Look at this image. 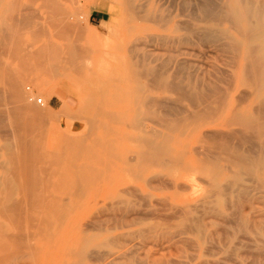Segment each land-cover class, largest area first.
Here are the masks:
<instances>
[{
  "label": "rangeland",
  "instance_id": "1",
  "mask_svg": "<svg viewBox=\"0 0 264 264\" xmlns=\"http://www.w3.org/2000/svg\"><path fill=\"white\" fill-rule=\"evenodd\" d=\"M13 1L0 76L25 102L1 85L0 264H264V80L234 0Z\"/></svg>",
  "mask_w": 264,
  "mask_h": 264
},
{
  "label": "bare ground",
  "instance_id": "2",
  "mask_svg": "<svg viewBox=\"0 0 264 264\" xmlns=\"http://www.w3.org/2000/svg\"><path fill=\"white\" fill-rule=\"evenodd\" d=\"M15 1V0H14ZM13 1V4L15 3ZM31 1V0H30ZM49 1H51V0H49ZM74 1H76V0H74ZM131 1V0H130ZM27 2H28V0H27ZM35 2H36V0H35ZM125 2H127V1H125ZM32 3V2H31ZM31 3H29V4H31ZM34 3V2H33ZM32 3V4H33ZM129 4V3H128ZM4 5V4H3ZM52 5V4H51ZM53 6H56V5H53ZM130 6V5H129ZM28 7V6H27ZM26 7V8H27ZM52 7V6H51ZM57 7H58V4H57ZM49 8V7H48ZM131 8H133V7H131ZM135 8H136V5H135ZM52 9H54V7L52 8ZM55 10V9H54ZM58 10H59V8H58ZM61 10V9H60ZM129 10V9H128ZM211 10H212V8H211ZM221 10H223V8L221 9ZM135 11V10H134ZM204 11H206V9L204 10ZM213 11V10H212ZM56 12H57V10H56ZM140 12H142V11H140ZM207 12V11H206ZM206 12H205V14H206ZM214 12V11H213ZM223 12V16L225 17V18H228L229 20H231V24H233L232 26H233V28L234 29H236L237 31H238V33L240 32L241 34H242V36L244 37V38H247V51H245V53H246V55H244V56H246V58H248L247 60L245 59V63H247V65L245 66L246 68V72H247V74L251 77V76H254V77H256V81L257 82H259L260 80L262 81V80H264V7L263 6H259V5H257V4H255V3H253V2H250L249 0H234V3H233V5H226L225 6V9L223 10V11H221V13ZM31 13V12H30ZM60 13H61V11H60ZM59 13V14H60ZM208 13V12H207ZM54 14H55V12H54ZM62 14H63V12H62ZM208 15H209V13H208ZM214 15H217L218 16V11L216 12V13H214ZM146 16V15H145ZM213 16V15H212ZM215 17V16H214ZM152 18V17H151ZM29 19V18H28ZM25 20V19H24ZM154 20V19H153ZM157 20V19H156ZM10 21H12V20H10ZM17 21V20H16ZM55 22H56V20H55ZM154 22V21H153ZM19 22H17V24H18ZM20 23H21V20H20ZM65 23H66V21H65ZM64 23V24H65ZM194 23H196V22H194ZM23 25H24V23H23ZM22 25V26H23ZM59 25V24H58ZM58 25H56L57 27H58ZM163 25V24H162ZM36 26V25H35ZM55 26V25H54ZM60 26V25H59ZM191 26H193V25H191ZM205 26H207V25H205ZM200 27V29H198L197 31H198V34H200L203 30H201V26H199ZM199 27H197V28H199ZM194 28H196L195 26H194ZM190 29L192 30V27H190ZM202 29H203V27H202ZM13 30V29H12ZM17 30V29H16ZM16 30H14L15 32H16ZM60 30V29H59ZM192 31H196L195 29L194 30H192ZM215 31V32H214ZM218 31V30H217ZM204 32H206V35L207 36H211V37H226L227 38V40L224 38V40H225V42H227L228 43V46L230 45L231 47L230 48H232V50L233 49H235L236 51L238 50V49H240V47H239V43H237V41H235V40H233L232 39V37H230L229 35H226L224 32L223 33H218V32H216V28L215 29H213L212 27H210V26H208V27H206L205 29H204ZM224 34V35H223ZM44 35H46V34H44ZM54 35V34H53ZM205 35H204V33H203V37H204ZM63 37V36H62ZM5 38V37H4ZM12 38V37H11ZM17 37H15V39H16ZM204 38H206V37H204ZM14 39V40H15ZM209 39H210V37H209ZM9 40H11L12 41V39H9ZM206 40H208V39H206ZM215 40V39H214ZM230 40V41H229ZM18 41V40H17ZM216 41V40H215ZM219 41V40H218ZM221 41V40H220ZM7 42V41H6ZM10 42V41H9ZM13 42V41H12ZM16 42V41H15ZM229 42H231V44L229 43ZM9 45H11L10 43H9ZM227 46V47H228ZM236 46H237V48H236ZM229 48V49H230ZM239 52H240V50H238ZM231 53V52H230ZM234 53H235V51H234ZM236 54H237V52H236ZM235 54V55H236ZM14 55V54H13ZM234 55V54H233ZM15 56V55H14ZM21 56V55H20ZM238 56V55H237ZM1 67V66H0ZM21 67H22V65H21ZM26 70V69H25ZM144 70V69H143ZM2 70H0V74H2V72H1ZM5 71V68H4V70H3V72ZM7 71H8V68H7V70L5 71L6 73H5V76L3 77L2 75L0 76V77H2V79L3 80H5V82H6V80H7V82L5 83H1L0 84V87H1V85L2 84H6L7 86H8V89L10 90L11 89V93H8V94H11V97L10 98H12L13 97V100L15 101V104H14V106H16V105H20V106H22L23 105V103L25 102H23L22 100H23V94L20 92H18L19 90H20V88L18 87L19 86V84L17 83L19 80H17L16 78H12V77H10L9 78V75L11 74L10 73V71H8V73H10L9 75H7L8 76V78L6 79V74H7ZM21 73V72H20ZM4 74V73H3ZM11 75H13V73L11 74ZM15 76V75H14ZM23 76V75H22ZM253 77V78H254ZM19 78V77H18ZM0 80H1V78H0ZM254 80V79H253ZM259 80V81H258ZM157 81V80H156ZM256 81H255V83H256ZM0 82H2V81H0ZM162 82V81H161ZM20 84H21V81H20ZM257 84V83H256ZM3 85V86H4ZM16 86H17V90H16ZM21 86V85H20ZM5 87V86H4ZM13 88V90H12V88ZM4 90V89H3ZM6 90V89H5ZM260 90V89H259ZM4 92V91H3ZM22 94V95H21ZM23 97V98H22ZM1 100V99H0ZM10 100V99H9ZM25 100V99H24ZM14 101H13V103H14ZM5 102V101H4ZM9 102H11V101H9ZM16 102L18 103V104H16ZM200 103H201V101H200ZM43 104V103H42ZM11 106H13V104L11 105ZM13 106V107H14ZM30 106H32V105H30ZM34 107V106H33ZM18 108H19V106H18ZM19 109H22V108H19ZM28 109V108H27ZM30 109V108H29ZM28 109V110H29ZM13 110H15V108L13 109ZM23 110H24V108H23ZM31 110H34L33 108H31ZM25 111V110H24ZM30 111V110H29ZM11 112V111H10ZM33 112V111H32ZM6 113H8V112H6ZM23 113V112H22ZM17 117V116H16ZM18 118V117H17ZM16 118V119H17ZM16 119H15V121H16ZM25 119V118H24ZM84 121H86V120H84ZM88 121V120H87ZM84 124V123H83ZM10 125H11V122H10ZM22 125V124H21ZM12 127V126H11ZM21 127V126H20ZM26 127V126H25ZM42 132V131H41ZM14 133V132H13ZM84 133V132H83ZM16 135V134H15ZM27 135V134H26ZM21 136V135H20ZM19 136V137H20ZM25 137V136H24ZM21 138V137H20ZM64 138V137H63ZM29 139V138H28ZM27 140V139H26ZM23 143H24V141H23ZM81 144V143H80ZM83 144V143H82ZM21 147V146H20ZM24 147V146H23ZM15 152H16V150H15ZM35 158V157H34ZM39 158V157H38ZM62 158V157H61ZM61 158H59V159H61ZM23 162H25L24 160H23ZM52 162V161H51ZM250 162V161H249ZM254 162V161H253ZM253 162H251V164L253 163ZM32 163V162H31ZM264 164V163H263ZM33 165V164H32ZM254 166V165H253ZM264 166V165H263ZM22 167V166H21ZM257 167V166H256ZM254 168V167H253ZM15 169H16V167H15ZM28 169V168H27ZM49 169V168H48ZM255 169V168H254ZM13 169H11V171H12ZM29 170V169H28ZM18 171V170H17ZM20 172V171H19ZM29 172V171H28ZM78 172V171H77ZM22 173V172H21ZM26 175V174H25ZM17 176H18V174H17ZM39 176V175H38ZM25 177V176H24ZM33 180V179H32ZM29 181V180H28ZM35 182V181H34ZM29 184V183H28ZM31 184H33V182L31 183ZM8 186V185H7ZM20 186V185H19ZM191 210V209H190ZM20 211V210H19ZM192 211V210H191ZM186 217H188V216H186ZM196 219V218H195ZM191 220H192V218H191ZM179 221V220H178ZM191 224V223H190ZM182 226V225H181ZM196 231V230H195ZM190 233V232H189Z\"/></svg>",
  "mask_w": 264,
  "mask_h": 264
},
{
  "label": "built area",
  "instance_id": "3",
  "mask_svg": "<svg viewBox=\"0 0 264 264\" xmlns=\"http://www.w3.org/2000/svg\"><path fill=\"white\" fill-rule=\"evenodd\" d=\"M29 100H33V97H30L29 96ZM36 103H39V104H42L43 103V101L41 100V98H36Z\"/></svg>",
  "mask_w": 264,
  "mask_h": 264
},
{
  "label": "crops",
  "instance_id": "4",
  "mask_svg": "<svg viewBox=\"0 0 264 264\" xmlns=\"http://www.w3.org/2000/svg\"><path fill=\"white\" fill-rule=\"evenodd\" d=\"M99 13H101L102 11H99V10H97ZM103 19V18H102ZM104 20V19H103Z\"/></svg>",
  "mask_w": 264,
  "mask_h": 264
}]
</instances>
